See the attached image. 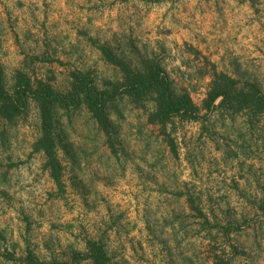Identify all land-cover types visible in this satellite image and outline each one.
Masks as SVG:
<instances>
[{
  "label": "rangeland",
  "instance_id": "obj_1",
  "mask_svg": "<svg viewBox=\"0 0 264 264\" xmlns=\"http://www.w3.org/2000/svg\"><path fill=\"white\" fill-rule=\"evenodd\" d=\"M121 59L154 60L200 106L212 64L264 93V0H0L11 93L21 74L67 93L77 71L111 90ZM219 104L162 124L152 96L119 97L110 138L85 103L57 107L61 185L39 104L0 110V264H93L90 241L109 264H264V112Z\"/></svg>",
  "mask_w": 264,
  "mask_h": 264
},
{
  "label": "trees",
  "instance_id": "obj_2",
  "mask_svg": "<svg viewBox=\"0 0 264 264\" xmlns=\"http://www.w3.org/2000/svg\"><path fill=\"white\" fill-rule=\"evenodd\" d=\"M109 55L111 52L104 47ZM124 73V82L115 85L111 90L99 89L94 79L83 72L73 73L70 90L63 93L53 86L38 81L33 82L26 75L21 74L14 93H11L3 80L0 68V110L4 117L11 119L28 107L29 100H35L40 107L42 136L37 142V148L47 156V165L52 176L61 185V162L57 155L55 141V109L57 107H79L85 103L97 120L100 128L111 137V119L107 112L108 103L119 97L129 96L144 100L152 96L155 110L150 114L153 123L166 124L174 117L198 120L202 110L212 111L217 108L220 100L221 107H230L234 111H251L256 114L264 112V93L255 82L241 84L236 78L220 71L212 64V80L207 96L202 106L198 105L191 93H177L167 73L154 60H148L140 70H133L124 60L119 61ZM90 252L81 253L76 257L90 258L93 264H109V258L101 243L90 241ZM33 254L28 255L32 259Z\"/></svg>",
  "mask_w": 264,
  "mask_h": 264
}]
</instances>
